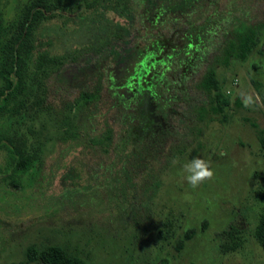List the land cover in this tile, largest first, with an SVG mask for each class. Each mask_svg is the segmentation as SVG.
<instances>
[{
  "label": "trees",
  "instance_id": "trees-1",
  "mask_svg": "<svg viewBox=\"0 0 264 264\" xmlns=\"http://www.w3.org/2000/svg\"><path fill=\"white\" fill-rule=\"evenodd\" d=\"M97 1L90 0L86 5L92 7ZM257 1L264 3V0H114L118 14L128 21L127 27L119 24V30L111 35L102 33L96 45L79 49L69 61L66 55L38 50L34 37L45 18L55 11L77 10L78 2L73 8L67 0H26L15 16L8 19L5 7L9 0H0V150L4 153L0 185L26 186L24 178L38 163L42 146L39 141L30 140L37 130L26 127L24 131L23 126L27 122H43L50 111L56 122L69 125L70 130L59 138H74L75 148L87 140L89 143L84 147L107 156L93 166L76 159L75 171L67 166L62 174H57L58 165L52 169L47 188H55L58 175L59 188H75L76 193L77 188H136L137 178L144 171L155 163L162 165L161 161L172 154L170 141L176 131L172 134L171 117L176 116L181 123L188 116L200 123L227 121L231 97L219 81L216 65L246 61L253 52L264 25V8L262 22H250L245 14ZM197 74L201 76L194 89L191 83ZM50 79L64 91H78L74 102L64 103L67 110L55 111L45 102ZM103 90L109 103L101 114L103 126L96 137L98 127L93 107L96 108ZM145 99L153 112L162 116L164 126L161 120L156 123L147 118L141 108ZM235 102L243 105L242 100ZM200 131L197 128V133ZM257 139L264 154V129H257ZM259 198L264 200V192ZM203 222L200 230L206 227V221ZM197 231L192 228L185 231L175 250H182ZM254 236L264 250V209ZM242 245L240 230L231 226L220 234L218 251L231 253ZM12 264L88 262L84 255L70 251L66 245L32 242L25 248L23 258Z\"/></svg>",
  "mask_w": 264,
  "mask_h": 264
},
{
  "label": "rangeland",
  "instance_id": "rangeland-1",
  "mask_svg": "<svg viewBox=\"0 0 264 264\" xmlns=\"http://www.w3.org/2000/svg\"><path fill=\"white\" fill-rule=\"evenodd\" d=\"M88 1L67 0L71 7L77 2L80 7L55 11L45 18L35 32L37 49L66 55L70 61L79 49L96 45L102 33L111 35L119 24L127 27L128 21L118 14L114 0L100 4L98 0L92 7L86 5ZM24 2L9 0L5 18L12 19ZM105 4L106 9L102 7ZM263 8L264 3L257 1L246 11V19L262 22ZM258 41L246 61L216 65L219 81L231 97L227 121L200 123L188 116L181 123L171 117L172 134L176 131L170 141L172 154L162 165L155 163L144 171L136 188H77L76 193L75 188H59V175L55 188H47L52 169L58 165L57 174H62L67 166L75 171L76 159L93 166L107 154L84 147L87 140L75 148L74 138H59L70 129L63 121L56 122L53 112H46L43 122H27L23 129L37 130L30 140L41 143L42 154L24 178V188L0 185V264L17 263L30 243L45 240L81 253L88 264H264V250L254 236L264 209V200L259 198L264 192V154L257 139V129H264V25ZM200 76H195L191 88L195 89ZM77 95L78 91H64L50 79L45 102L53 110L63 111L67 110L64 103L74 102ZM101 95L93 107L96 137L103 126L101 114L109 103L104 90ZM248 95L258 98L254 107H245ZM237 99L243 105L237 104ZM3 155L0 150V163ZM197 156L210 160L216 175L192 189L183 179L181 165ZM176 158L178 163L173 165ZM203 221L206 227L200 230ZM231 226L240 230L243 245L222 254L218 240ZM190 228L197 233L176 251L177 240Z\"/></svg>",
  "mask_w": 264,
  "mask_h": 264
},
{
  "label": "clouds",
  "instance_id": "clouds-1",
  "mask_svg": "<svg viewBox=\"0 0 264 264\" xmlns=\"http://www.w3.org/2000/svg\"><path fill=\"white\" fill-rule=\"evenodd\" d=\"M245 107H254L258 98L248 95L244 97ZM173 165L178 163V158L173 159ZM183 179L192 188L200 187L204 182L215 179V170L211 167V161L197 156L181 165Z\"/></svg>",
  "mask_w": 264,
  "mask_h": 264
},
{
  "label": "flooded vegetation",
  "instance_id": "flooded-vegetation-1",
  "mask_svg": "<svg viewBox=\"0 0 264 264\" xmlns=\"http://www.w3.org/2000/svg\"><path fill=\"white\" fill-rule=\"evenodd\" d=\"M141 108L144 109V112H145L147 118H153L156 123H158L159 120H161V121L163 120L162 116H160V115H158V114L153 112V108L150 107L149 101L147 99L144 100L143 104L141 105ZM162 125L164 126L163 121H162ZM46 241L47 240H45L43 242H46Z\"/></svg>",
  "mask_w": 264,
  "mask_h": 264
},
{
  "label": "water",
  "instance_id": "water-1",
  "mask_svg": "<svg viewBox=\"0 0 264 264\" xmlns=\"http://www.w3.org/2000/svg\"><path fill=\"white\" fill-rule=\"evenodd\" d=\"M121 92L125 93V90L124 89H121Z\"/></svg>",
  "mask_w": 264,
  "mask_h": 264
}]
</instances>
